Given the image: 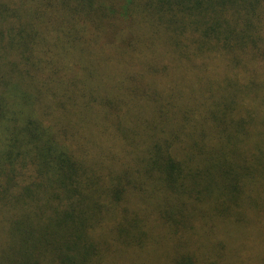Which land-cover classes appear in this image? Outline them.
Wrapping results in <instances>:
<instances>
[{
    "label": "trees",
    "instance_id": "1",
    "mask_svg": "<svg viewBox=\"0 0 264 264\" xmlns=\"http://www.w3.org/2000/svg\"><path fill=\"white\" fill-rule=\"evenodd\" d=\"M254 182L264 0H0V264H222Z\"/></svg>",
    "mask_w": 264,
    "mask_h": 264
},
{
    "label": "rangeland",
    "instance_id": "2",
    "mask_svg": "<svg viewBox=\"0 0 264 264\" xmlns=\"http://www.w3.org/2000/svg\"><path fill=\"white\" fill-rule=\"evenodd\" d=\"M215 59L219 60L218 58L213 57V60H212L213 64L217 63V61ZM138 115L139 114H137L136 116H138ZM189 115H191V114H189ZM188 117H190V116H188ZM194 117L196 118L197 115H194ZM133 119L136 121V117H134ZM136 123H137V121H136ZM139 123H141V124H139L138 127H142L141 120ZM196 131H198V130H196ZM177 143H182V140L177 142ZM131 147H132V145H131ZM128 151H129V146L126 147V149L125 148L123 149V152L126 154L128 153ZM252 184L253 185L249 184V186H248L249 195L247 193L248 198L242 203L243 207L242 208L236 207L233 210V212H237V211L242 212V214L244 215V216H242V219L243 218H245V219L244 220L238 219L237 222L232 223L229 226L220 224V227L223 228V237L221 239L223 240L224 238H228V242H226V246H224V248L222 250V254L220 256L215 254V250H213V248L211 247V243H208V241H206V244H204V246H203L204 251L203 252L205 255H209L211 257V260L215 261L216 259H219L222 262V264H232L234 262L238 263L236 255H235L236 252H239L241 254V256L245 257V256H248L249 253L251 254L252 252L253 253L256 252L257 248L259 250H261V252H263V255H264V225H262V224H264V214H263L264 211H263L262 207L256 208V207H254V204L252 205V198H256L258 201H260L261 205L264 206V192L261 190H258V186H259L258 182H254ZM172 196H173V194H172ZM203 206H205V204ZM253 211H255L257 213L260 211L258 213L259 217H261V219L259 221L257 220L255 215L253 214ZM233 217L234 216H232L231 219H233ZM222 221L224 222V224H229L232 222L230 220V218H228V217H223ZM237 225H238V228L236 227V229L245 230V231L247 230L245 236L242 232H239L236 229L235 230L237 233H234V231L225 230L228 228H234V226H237ZM216 230H213V232H212L213 242H214L215 238H217ZM238 235L242 237V240H244L246 244L248 243L250 245L252 250H248L245 247V244H243L242 246L238 245V242H239L238 241V237H239ZM257 256H259V255H257ZM260 264H264V258H262V261L260 262Z\"/></svg>",
    "mask_w": 264,
    "mask_h": 264
}]
</instances>
